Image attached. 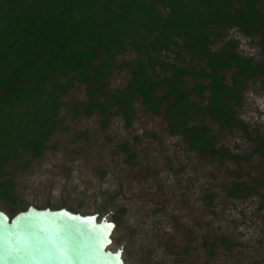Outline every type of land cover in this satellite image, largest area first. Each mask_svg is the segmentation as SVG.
I'll use <instances>...</instances> for the list:
<instances>
[{
    "label": "trees",
    "instance_id": "obj_1",
    "mask_svg": "<svg viewBox=\"0 0 264 264\" xmlns=\"http://www.w3.org/2000/svg\"><path fill=\"white\" fill-rule=\"evenodd\" d=\"M229 28L256 36L264 55V0H0V199L16 202L13 176L42 157L75 84L85 85L86 100L73 113H98L103 128L116 115L130 126L138 97L190 150L230 156L202 120L245 131L236 115L241 85L264 77V58L242 57L235 40L214 48ZM127 52L134 54L124 62L128 81L112 91L107 79ZM253 143L264 158V135Z\"/></svg>",
    "mask_w": 264,
    "mask_h": 264
},
{
    "label": "rangeland",
    "instance_id": "obj_2",
    "mask_svg": "<svg viewBox=\"0 0 264 264\" xmlns=\"http://www.w3.org/2000/svg\"><path fill=\"white\" fill-rule=\"evenodd\" d=\"M227 40L237 42L242 57L263 60L256 36L229 28L214 48ZM133 57L118 56L119 67L107 79L110 90L126 85L124 62ZM241 86L236 115L245 131L222 132L214 121L202 120L216 147L230 153L220 159L219 153L190 150L182 136L169 133L163 115L146 111L138 97L128 127L118 115L103 128L98 113L74 114L73 105L86 100L85 85L75 84L62 97L60 127L42 157L13 176L16 202L0 199V210L9 215L28 206L66 208L105 217L115 224L108 248L120 250L125 264H264V158L252 152L253 139L264 135V77Z\"/></svg>",
    "mask_w": 264,
    "mask_h": 264
},
{
    "label": "water",
    "instance_id": "obj_3",
    "mask_svg": "<svg viewBox=\"0 0 264 264\" xmlns=\"http://www.w3.org/2000/svg\"><path fill=\"white\" fill-rule=\"evenodd\" d=\"M115 224L66 208L0 210V264H125L112 251Z\"/></svg>",
    "mask_w": 264,
    "mask_h": 264
}]
</instances>
